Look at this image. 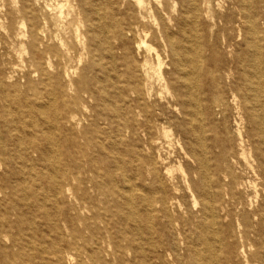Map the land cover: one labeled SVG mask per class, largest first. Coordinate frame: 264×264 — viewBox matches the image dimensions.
<instances>
[{
    "label": "bare ground",
    "instance_id": "6f19581e",
    "mask_svg": "<svg viewBox=\"0 0 264 264\" xmlns=\"http://www.w3.org/2000/svg\"><path fill=\"white\" fill-rule=\"evenodd\" d=\"M12 2L0 264H264V0Z\"/></svg>",
    "mask_w": 264,
    "mask_h": 264
},
{
    "label": "rangeland",
    "instance_id": "374dc122",
    "mask_svg": "<svg viewBox=\"0 0 264 264\" xmlns=\"http://www.w3.org/2000/svg\"><path fill=\"white\" fill-rule=\"evenodd\" d=\"M12 3H13L12 0H0V7L2 6L1 7L2 8V13L3 12L5 13V11H8L10 9H12V11L15 12V9H14L15 7L13 6ZM155 45H157L156 42H155ZM63 158H64V156H62V157H59L58 156L56 163L58 165H61L62 162H63ZM3 171L4 170H2L1 172H3ZM53 235H54V232L52 230H47L45 232L38 233L37 234V237L35 239V241L37 242V244L41 248H43V249L46 250V253L49 252V251H47V249H49L51 247V245H52ZM48 255L50 257H52L50 253H48ZM39 263L42 264V261H39Z\"/></svg>",
    "mask_w": 264,
    "mask_h": 264
}]
</instances>
